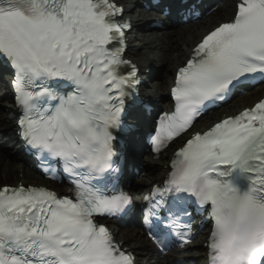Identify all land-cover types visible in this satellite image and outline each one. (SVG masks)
Returning a JSON list of instances; mask_svg holds the SVG:
<instances>
[{
  "label": "bare ground",
  "instance_id": "obj_1",
  "mask_svg": "<svg viewBox=\"0 0 264 264\" xmlns=\"http://www.w3.org/2000/svg\"><path fill=\"white\" fill-rule=\"evenodd\" d=\"M116 5L123 8V15L120 18H128L135 31L128 36L127 50L125 57L134 63L141 79H150L149 88H140V92L146 96L158 99V104L154 103L162 111L171 109L169 103V89L173 85L174 74L188 60L192 48L211 30L221 23L232 20L235 13V5L239 0H222L217 3L216 9L209 13L207 17L193 27H180L171 29L164 33L155 31H144L147 23L153 19L152 15L145 13L138 8V0H112ZM174 5L175 0H164ZM232 6V10H231ZM163 19L162 16H158ZM132 38V39H131ZM134 38V39H133ZM148 71V74L146 72ZM172 74V78L170 77ZM12 78L8 77L10 81ZM6 80L0 82V173L11 175L16 172V181L13 186L34 185L46 187L52 191L64 195L67 190L63 185L54 184L45 180L40 174H36L34 168L21 163L20 146L16 142L15 109L12 105V95ZM264 96V86L254 88L252 91L238 97L235 102L229 104L227 108L218 114L205 118L201 122L193 125L192 130L180 140L176 141L164 153L160 154L158 160H154L145 150L141 149L136 154L133 150L140 147L138 141L129 142L127 149L130 162L137 169L136 179L131 183L130 193L134 202L139 203L152 185L163 179L167 173V165L170 161L172 151L179 148L189 137L190 133L202 132L217 122L222 114L224 117L235 116L242 109L250 106ZM166 101L165 105L161 104ZM250 103V106L247 104ZM143 125V124H142ZM12 176H14L12 174ZM104 224L106 221L100 220ZM108 227L118 242H122V247H127L135 257V264H207V249L204 244L208 239V231L195 229L197 234L195 239L183 248L170 246L165 250H158L143 238V233L135 223L128 224L122 230L115 228L114 224L107 222Z\"/></svg>",
  "mask_w": 264,
  "mask_h": 264
},
{
  "label": "rangeland",
  "instance_id": "obj_2",
  "mask_svg": "<svg viewBox=\"0 0 264 264\" xmlns=\"http://www.w3.org/2000/svg\"><path fill=\"white\" fill-rule=\"evenodd\" d=\"M231 10H232V6H231ZM206 17H207V16H206ZM201 20H202V19L196 20V21H195V24L199 23ZM193 24H194V23L192 22V23H189V24L184 25V27L191 28V27H193ZM170 77L172 78V74H171ZM1 78H3V77H0V80H1ZM2 80H3V79H2ZM242 94H243V93H242ZM242 94H240V95H242ZM240 95H239V96H240ZM239 96L235 97L232 101H230L229 104H232L233 102H235V100H236ZM229 104H228V105H229ZM228 105H226V107H224L223 109L227 108ZM247 105L250 106V103L247 104ZM223 109H221V110H223ZM221 110L216 111V112L213 113L212 115H216V114H218ZM212 115L207 116V117H206V116L202 117V118L198 121V124H199V122H201V121L204 120L205 118H209V117H211ZM0 170H1V169H0ZM12 174H13L14 176H12ZM12 174L9 175L8 173H5V174L0 173V186H4V185H6V186H12V185H14V184H15V181L17 180V179H16V172L14 171Z\"/></svg>",
  "mask_w": 264,
  "mask_h": 264
}]
</instances>
